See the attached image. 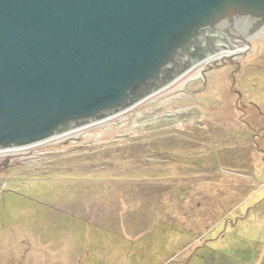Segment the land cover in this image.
<instances>
[{"label":"rangeland","instance_id":"374dc122","mask_svg":"<svg viewBox=\"0 0 264 264\" xmlns=\"http://www.w3.org/2000/svg\"><path fill=\"white\" fill-rule=\"evenodd\" d=\"M241 50L234 77L201 63L117 116L0 152V264H264V30Z\"/></svg>","mask_w":264,"mask_h":264},{"label":"water","instance_id":"95a60500","mask_svg":"<svg viewBox=\"0 0 264 264\" xmlns=\"http://www.w3.org/2000/svg\"><path fill=\"white\" fill-rule=\"evenodd\" d=\"M263 30L264 0H0V152L117 116L201 63L234 77Z\"/></svg>","mask_w":264,"mask_h":264},{"label":"bare ground","instance_id":"6f19581e","mask_svg":"<svg viewBox=\"0 0 264 264\" xmlns=\"http://www.w3.org/2000/svg\"><path fill=\"white\" fill-rule=\"evenodd\" d=\"M238 54H241V51Z\"/></svg>","mask_w":264,"mask_h":264}]
</instances>
